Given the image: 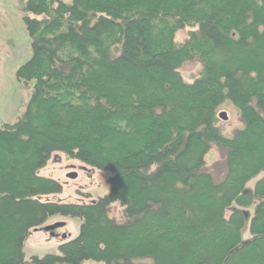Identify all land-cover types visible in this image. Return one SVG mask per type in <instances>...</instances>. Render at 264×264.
Returning <instances> with one entry per match:
<instances>
[{
	"label": "trees",
	"instance_id": "1",
	"mask_svg": "<svg viewBox=\"0 0 264 264\" xmlns=\"http://www.w3.org/2000/svg\"><path fill=\"white\" fill-rule=\"evenodd\" d=\"M19 3L31 56L16 77L34 84L0 125V264H264V0ZM193 59L186 81L179 68ZM226 103L242 124L228 135ZM53 152L112 172L109 191L41 201L61 190L38 173ZM252 204L242 242L240 208ZM53 215L80 218L78 234L25 259Z\"/></svg>",
	"mask_w": 264,
	"mask_h": 264
},
{
	"label": "rangeland",
	"instance_id": "2",
	"mask_svg": "<svg viewBox=\"0 0 264 264\" xmlns=\"http://www.w3.org/2000/svg\"><path fill=\"white\" fill-rule=\"evenodd\" d=\"M69 3L71 0H63ZM23 12L19 0H0V125L13 123L25 110L29 101L34 81L24 82L16 77L17 68L31 56L30 39L23 22ZM186 29L176 31L175 39L185 38ZM200 63L197 60H187L182 63L179 71L186 81L198 73ZM224 111L226 120L219 118V125L223 134H230L233 129L241 127L239 114L231 104H223L219 111ZM219 157V153L212 149L206 154V163L211 165ZM41 176L50 177L58 181L61 190L58 193L41 195V201H55L64 203H90L105 195L109 191V178L112 172L99 170L83 162L70 158L60 152H53L46 164L38 170ZM69 173L76 177L70 178ZM254 180L250 181L246 189L252 190ZM244 212L245 223L241 231V240L246 242L251 238L248 226L253 214L254 204L247 208H240ZM228 212V210H227ZM227 214V213H226ZM108 215L116 220L122 218V207L111 203ZM81 219L63 215H53L40 227L32 230L24 242V258L45 253H58V245L75 237L80 228ZM83 264H104L103 262L86 260Z\"/></svg>",
	"mask_w": 264,
	"mask_h": 264
},
{
	"label": "water",
	"instance_id": "3",
	"mask_svg": "<svg viewBox=\"0 0 264 264\" xmlns=\"http://www.w3.org/2000/svg\"><path fill=\"white\" fill-rule=\"evenodd\" d=\"M218 117H219L220 119H222V120H226V119H227V115H226V113H225L224 111H220V112L218 113ZM68 176H69L70 178H74V177H76V174H75V173H69Z\"/></svg>",
	"mask_w": 264,
	"mask_h": 264
}]
</instances>
